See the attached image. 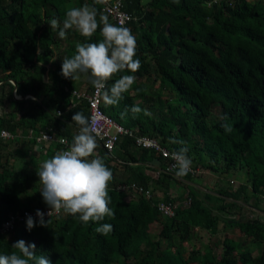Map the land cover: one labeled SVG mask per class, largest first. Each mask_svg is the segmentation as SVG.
Segmentation results:
<instances>
[{
  "label": "trees",
  "instance_id": "obj_1",
  "mask_svg": "<svg viewBox=\"0 0 264 264\" xmlns=\"http://www.w3.org/2000/svg\"><path fill=\"white\" fill-rule=\"evenodd\" d=\"M85 3L92 0H0V109L9 108L0 114V130L11 136L0 138V224L16 212L48 208L36 169L62 146L35 151V137L45 130L70 144L79 132L72 115L88 117L85 99L71 94L80 90L77 80L64 78L60 70L77 42H98L99 29L91 39L71 30L61 39L48 23L56 18L62 25L68 8ZM96 7L105 14L104 5ZM123 9L134 18L126 27L135 36L140 68L107 82L110 87L120 75L136 77L116 106H105L101 94L100 110L133 135L153 138L170 151L182 147L172 140H183L193 172L244 174L235 187L201 192L206 201L218 202L217 211L238 213L221 226L238 235L224 232L212 243L218 247L214 254L211 248L207 254L181 250L194 228L210 234L218 216L189 191L188 202L176 205L169 181L181 182L187 191L193 186L183 180L193 182L196 173L152 177L146 164L158 158L163 168L165 159L123 135L112 153L98 141L96 149L113 174H122L108 187L114 218L84 224L61 210L44 217L50 220L47 227L37 223L27 230L26 219L15 221L0 232V254L18 251L12 244L23 240L34 243L35 254L51 264H264V0H125ZM81 77L82 91L89 92L92 85ZM164 89L169 97L162 106ZM28 94L33 98H14ZM133 106L142 111L134 115ZM156 191L163 196H154ZM167 202L176 205L168 217L157 209ZM243 210H256L258 218H244ZM103 223L112 225L107 235L95 231ZM251 243L258 253H250Z\"/></svg>",
  "mask_w": 264,
  "mask_h": 264
},
{
  "label": "clouds",
  "instance_id": "obj_2",
  "mask_svg": "<svg viewBox=\"0 0 264 264\" xmlns=\"http://www.w3.org/2000/svg\"><path fill=\"white\" fill-rule=\"evenodd\" d=\"M108 2L109 0H92V4L85 3L80 7H70L65 12L62 25L56 18L48 23L52 29H58V36L61 39L66 38L69 30L79 33L85 39H91L99 29L98 42H77L75 53L71 58L65 57L62 60L60 72L64 78H70L72 81L79 80L83 74L96 91L102 93L105 106H116L123 100L124 93L131 89L136 77L120 75L110 87H107V82L117 74L137 72L140 61L135 59L136 39L131 30L123 24L111 23L107 15L98 11L96 5H107ZM174 2L178 3L179 0ZM141 111L139 106L131 108L134 115ZM71 120L79 126L78 134L72 137L70 144L62 138L59 143L68 147L42 160L36 169L40 182L39 191L49 208L47 215L50 217L53 211L59 213L63 210L68 215L78 217V220L84 224L100 222L105 217L114 218L115 213L109 207L111 197L108 191L113 173L106 166L104 158L96 154L97 137L100 135L97 122L90 120L82 112L74 113ZM221 127L226 133H231L233 130L227 123L222 124ZM172 142L179 143L182 147L170 154V158L175 161L170 170L177 177L186 176L192 166V161L187 155L189 149L183 140H172ZM108 147L111 148L112 144L110 143ZM156 159L159 161L158 166L151 165V160L146 165H149L156 174L158 172L173 174L165 171L166 159L165 162L163 161V168H160L162 160ZM183 182L188 183L185 180ZM44 215L37 209L38 221H34L31 215L27 216V230H31L37 223L41 226H49L50 220H45ZM95 231L107 235L112 231V225L103 223ZM12 247L18 251L0 254V264H51L46 256L35 254L34 243L26 244L25 241L18 240L12 244Z\"/></svg>",
  "mask_w": 264,
  "mask_h": 264
},
{
  "label": "built area",
  "instance_id": "obj_3",
  "mask_svg": "<svg viewBox=\"0 0 264 264\" xmlns=\"http://www.w3.org/2000/svg\"><path fill=\"white\" fill-rule=\"evenodd\" d=\"M124 1L125 0H112L107 5H104L102 10L110 18V21L112 23L117 25L123 24V26L126 27L127 23L134 18L123 9ZM71 94L77 98L85 99L88 109V118H90V120H95L98 125L100 135L97 137V141L101 143L103 149L107 153L113 152L115 144L119 141L120 136H133L136 146L147 149L150 148L156 152H159L161 157L163 159H166L165 171L173 173V171L170 170L172 165L175 163V161L170 158V154L173 153V151L161 147L153 138L133 135L130 130L122 127L119 123L111 119L109 116L105 115L99 107L102 93H98L93 86L89 92H79L74 90L71 92ZM56 113H59V111L55 110V114ZM9 137L11 136L6 131L0 130V138L7 139ZM62 138L66 139L44 130L35 137V151H41L45 149L49 144H60L62 146L61 150H64L68 147V145L59 143ZM110 143L112 144L111 148L108 147ZM194 172L191 170L189 173L191 174ZM118 188L123 189V186H119ZM145 192L147 193L148 191ZM174 207L175 205L173 203L167 202L159 203L157 209L162 213V215L168 217L173 215ZM48 211L49 208L41 210V212L45 214L44 217L48 216ZM54 214L58 213L53 211L52 215ZM29 215H31L35 220L39 219L36 216V210H24L21 213L16 212L13 215H10L7 220L1 222L0 232H4L7 229H10L15 221H23Z\"/></svg>",
  "mask_w": 264,
  "mask_h": 264
},
{
  "label": "rangeland",
  "instance_id": "obj_4",
  "mask_svg": "<svg viewBox=\"0 0 264 264\" xmlns=\"http://www.w3.org/2000/svg\"><path fill=\"white\" fill-rule=\"evenodd\" d=\"M145 1V0H142ZM251 1H257V0H251ZM84 80V77L82 79V81ZM80 81V79L78 80V82ZM144 80H142L141 82H143ZM77 82V83H78ZM157 87L154 86L152 87V90H158L156 89ZM86 89L85 86H83V88H80L79 91H82ZM147 90V89H146ZM162 97H161V103L163 102L162 106L164 105V99L168 98L169 94L166 93V90H162ZM171 102H173V99L171 100ZM157 104V103H156ZM155 104V105H156ZM9 108L6 106H3L0 109V114L5 113ZM166 109V107H165ZM163 108V110H165ZM148 110V109H147ZM149 114H155L156 113V109L154 107H152L150 110H148ZM156 155V154H155ZM149 173V175H151L152 177H155L157 174L154 170H150L147 171ZM117 174H113L116 178H118V176L121 177V173L116 172ZM196 173L197 177H193V182L192 181H188V183L193 186L192 189H187V191L185 190V187L183 188L181 186V182L178 183V181L176 180H171L169 181V194L172 198H175V204L176 205H182L185 202H188V198H187V193L188 191L191 192L192 195H194L198 201H200L201 203H203L205 206H209V208L212 209L213 213H216V215L218 216V219L215 221L213 228H211V231L209 232L210 234H207L205 231H201L198 230L197 228L193 229V234L190 240H188L187 242L183 243L182 245V249L183 251H185L186 253L190 252L192 249H199V251L201 253H206L208 252V248H211V252L217 253L218 251V247L212 246V243L214 242V240L216 241L219 237L222 238V235L225 233H232V235L236 236L238 235L237 231H230L227 228V231H223L221 228L222 226V220H230L234 217H236L238 215V213L236 211H217L216 210V206H218V202L215 203L213 201H206L203 197L201 192L206 190L209 188L210 190L215 188L216 186H219V188H225V187H235L239 182H243L245 181V175L240 173L238 170H233L227 174H217V173H212L211 171H205L202 170L201 168H197L194 172V174ZM195 184V185H192ZM194 188H199L200 190L194 189ZM210 193H213V191H209ZM203 193V192H202ZM156 195L157 198H161L163 196V193L160 191H156V194H154V196ZM174 204V205H175ZM175 205V206H176ZM239 215H244V218H258V213L256 212V210H243L241 212H239ZM254 245L253 243H251V246ZM249 251L251 254H256L259 251V248L255 245L249 248ZM207 254V253H206Z\"/></svg>",
  "mask_w": 264,
  "mask_h": 264
},
{
  "label": "water",
  "instance_id": "obj_5",
  "mask_svg": "<svg viewBox=\"0 0 264 264\" xmlns=\"http://www.w3.org/2000/svg\"><path fill=\"white\" fill-rule=\"evenodd\" d=\"M26 97H30V98H33L31 95H24L22 97L20 96H14L15 99H22V98H26ZM150 164L153 165V166H158L159 165V161L156 159V158H153L151 161H150ZM263 214V213H262Z\"/></svg>",
  "mask_w": 264,
  "mask_h": 264
},
{
  "label": "crops",
  "instance_id": "obj_6",
  "mask_svg": "<svg viewBox=\"0 0 264 264\" xmlns=\"http://www.w3.org/2000/svg\"><path fill=\"white\" fill-rule=\"evenodd\" d=\"M82 79H83V77L80 78V81H79V82H78V80H77V82H78V83L76 84V88H77V89L83 88V85L80 84V82L82 83ZM84 79H85V78H84ZM118 173H119V172H118ZM114 174H117V173L115 172ZM114 177H115V176L113 175V178H114Z\"/></svg>",
  "mask_w": 264,
  "mask_h": 264
}]
</instances>
